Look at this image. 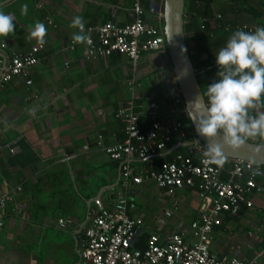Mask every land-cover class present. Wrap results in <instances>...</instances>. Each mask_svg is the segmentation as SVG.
Wrapping results in <instances>:
<instances>
[{"label": "crops", "instance_id": "crops-1", "mask_svg": "<svg viewBox=\"0 0 264 264\" xmlns=\"http://www.w3.org/2000/svg\"><path fill=\"white\" fill-rule=\"evenodd\" d=\"M141 1L147 6L150 0ZM131 3L10 0L0 5V11L15 18L14 32L0 36L2 61L38 43L29 39L36 23L47 30L38 62L28 74L0 84V190L12 196L0 230V264H89L78 249L91 210L111 207L119 195L134 203L129 213L140 219L145 241L151 233L165 239L179 230L180 223L197 217L200 199L195 186L169 191L143 181L124 189L121 162L103 151V146L125 139L123 121L116 116L119 109L131 102L141 112L139 125L146 130L151 122L148 102L156 101L165 112L168 94L176 85L166 49L146 53L133 65L122 55L88 60L84 43L73 40L80 34L70 26L74 17H82L85 25L110 19L122 25L132 19ZM212 9L214 17L221 15L225 30L264 27V0H215ZM146 20L163 27L153 14H146ZM70 41L72 49L66 48ZM190 48L194 62L206 57L193 41ZM178 142L185 141L173 135L167 149ZM154 158L159 157L128 162L133 173H139L149 164L153 169ZM256 183L260 190L253 191V205L224 214L213 228L209 248L217 257L264 264V170ZM59 219L65 220L63 226Z\"/></svg>", "mask_w": 264, "mask_h": 264}, {"label": "built area", "instance_id": "built-area-1", "mask_svg": "<svg viewBox=\"0 0 264 264\" xmlns=\"http://www.w3.org/2000/svg\"><path fill=\"white\" fill-rule=\"evenodd\" d=\"M162 2L150 0L145 6L141 0H132L131 21L118 25L110 19L100 25L84 24L83 29L77 28L88 37L84 42L85 58L122 55L135 65L144 54L165 49L163 29L146 20V14L162 20ZM43 48L44 45L36 43L26 52H13L8 59H0V84L14 76H26L38 62ZM66 48L72 49L73 41ZM26 82L31 81L27 79ZM168 101L165 112L156 101L148 102L147 114L151 122L146 130L139 125L141 112L131 102L119 109L116 116L123 121L125 139L103 146V151L109 159L121 162L120 185L124 189L143 181H152L169 191L195 186L200 199L197 217L180 223L179 230L165 239L151 233L144 246L139 247L140 219L129 213L135 205L119 195L112 200L111 207L91 210L89 225L83 230V244L78 249L80 257L89 264H252L234 256L217 257L209 248V239L224 214L233 215L241 206L253 205V191L260 190L256 181L263 171L261 165L229 157L225 162L230 165L227 169L225 164L221 167L207 162L202 156L205 144L194 141L190 121L185 124L180 118L188 115L177 84L168 94ZM187 128L190 129L188 133ZM187 134L190 139H186ZM173 135L179 136L181 141L193 142L184 150L176 151L158 170L149 164L141 172L133 173L130 159H147L167 150ZM11 200V194L0 190V230L7 202ZM165 214L170 212L166 210ZM59 223L63 226L65 220L59 219ZM262 239L264 249V225Z\"/></svg>", "mask_w": 264, "mask_h": 264}, {"label": "clouds", "instance_id": "clouds-1", "mask_svg": "<svg viewBox=\"0 0 264 264\" xmlns=\"http://www.w3.org/2000/svg\"><path fill=\"white\" fill-rule=\"evenodd\" d=\"M26 12L25 5L22 13ZM14 20L13 15L0 11V36L14 32ZM70 26L83 29V18L74 17ZM46 31L43 23H36L29 39L36 38L43 45ZM87 39L82 32L73 36L78 43ZM215 63L218 79L191 103L202 109L194 120L197 135L208 141L202 156L222 167L227 160L226 147L239 149L251 139L264 140V27L234 31L215 54Z\"/></svg>", "mask_w": 264, "mask_h": 264}, {"label": "water", "instance_id": "water-1", "mask_svg": "<svg viewBox=\"0 0 264 264\" xmlns=\"http://www.w3.org/2000/svg\"><path fill=\"white\" fill-rule=\"evenodd\" d=\"M8 1L10 0L0 2V5ZM184 8L185 0H163L162 2V29L165 38V49L168 52L175 81L182 94L186 112L195 133L194 141L207 144L208 141L197 135L195 131L194 120L202 114V109L197 104L191 102L198 98L202 90L187 49L184 34ZM192 142L193 140L175 143L169 149L151 155V157H164L178 147L190 145ZM224 151L229 158H237L264 165V143L261 141L249 140L239 149L226 147Z\"/></svg>", "mask_w": 264, "mask_h": 264}, {"label": "trees", "instance_id": "trees-1", "mask_svg": "<svg viewBox=\"0 0 264 264\" xmlns=\"http://www.w3.org/2000/svg\"><path fill=\"white\" fill-rule=\"evenodd\" d=\"M213 1L215 0H185L184 8V34L187 49L197 73V79L202 93L206 92L207 85L218 79L216 75L218 66L215 63V54L221 47L225 46L229 36L236 31V29L230 31L225 30L226 24L223 22L221 15L220 17H214L215 13L212 9ZM192 41L198 47L197 52H204L206 54V57L199 62H194L190 48ZM182 121L188 123L189 119L186 117ZM190 138L191 136H186V139ZM178 150H182V148ZM176 151L165 157L154 158L155 166L153 169L158 170L164 161L171 160ZM229 166V163H225L226 169ZM261 167L264 170V165H261ZM144 237V235L140 236L139 247L144 246Z\"/></svg>", "mask_w": 264, "mask_h": 264}]
</instances>
